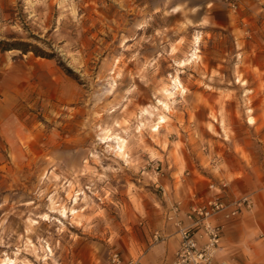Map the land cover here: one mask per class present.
I'll use <instances>...</instances> for the list:
<instances>
[{
	"label": "rangeland",
	"instance_id": "obj_1",
	"mask_svg": "<svg viewBox=\"0 0 264 264\" xmlns=\"http://www.w3.org/2000/svg\"><path fill=\"white\" fill-rule=\"evenodd\" d=\"M197 34V58L179 65ZM105 134L125 139V156ZM260 135L264 0H0V264L135 255L121 211L134 192L164 202L152 182L169 139L190 153L195 140L214 150ZM202 148L189 161L210 166Z\"/></svg>",
	"mask_w": 264,
	"mask_h": 264
},
{
	"label": "crops",
	"instance_id": "obj_2",
	"mask_svg": "<svg viewBox=\"0 0 264 264\" xmlns=\"http://www.w3.org/2000/svg\"><path fill=\"white\" fill-rule=\"evenodd\" d=\"M180 119L181 117H177L173 122L175 131L183 127V120ZM186 122L190 124L188 120ZM261 135L253 136L254 140L249 136L223 138L222 142L218 139L223 145L214 150L210 149L206 142L202 145L195 140L187 147L192 151L190 153L175 147L178 137L169 139L164 151V170L159 178L153 179L152 182L156 188L160 187L162 190L164 202L156 199L146 202L134 192V198L127 211H121L124 225L133 230L127 249L135 248L136 252H140L134 255L128 251L121 253L116 247L114 249L123 258L139 256L143 264H171L179 244V234L177 226L171 219L166 218L165 212L174 202L180 201L181 210L178 217L183 223H187L185 212L191 200H202L213 192L208 186L209 180H224L227 183L228 198L248 194L252 203L243 207L237 216L225 221L216 257L226 260L227 264H264V240L260 237L264 232V140L262 141ZM257 139L260 140L259 146L256 145ZM197 146L203 147L205 154H211L210 166L189 161L197 153ZM174 150L177 154L184 155L183 162L181 158L178 161L173 158ZM136 217L139 218V223L144 224L145 238L138 237V232L142 230L135 220L132 223L125 221ZM220 217L218 216V219ZM145 223L148 224L147 227ZM149 228L151 235L147 231ZM156 229L165 237L153 240L152 233Z\"/></svg>",
	"mask_w": 264,
	"mask_h": 264
},
{
	"label": "built area",
	"instance_id": "obj_3",
	"mask_svg": "<svg viewBox=\"0 0 264 264\" xmlns=\"http://www.w3.org/2000/svg\"><path fill=\"white\" fill-rule=\"evenodd\" d=\"M209 188L213 192L202 200H191L186 209L187 223L178 217L181 202L176 201L165 212L166 218L171 219L177 226L179 244L175 250L171 264H227L224 259H217L222 231L225 221L237 216L241 209L252 203L250 195L245 194L236 198H228L226 193L227 183L224 180H209ZM218 216H221L218 219ZM158 230L152 233L153 240L164 238ZM264 240V232L260 234ZM108 264H143L141 258H123L113 250L109 254Z\"/></svg>",
	"mask_w": 264,
	"mask_h": 264
},
{
	"label": "bare ground",
	"instance_id": "obj_4",
	"mask_svg": "<svg viewBox=\"0 0 264 264\" xmlns=\"http://www.w3.org/2000/svg\"><path fill=\"white\" fill-rule=\"evenodd\" d=\"M199 39L200 38H199L198 34L194 36V38H193L194 47H193L192 52L190 53V56L188 58H186L185 60L183 59V60L178 61L179 65H184L185 63H190L191 61H194L197 58V56H198L197 55V51L198 50L196 49L197 48L196 46H197V44L199 42ZM174 82H175V85H176L177 88L182 87V85H181V83H180L178 78L175 77L174 78ZM160 105L162 106L163 110L164 109H166V110L169 109V105H168L167 102H163V101L160 100ZM144 113L147 114V113H149V111L148 110H144ZM163 121H165V116L164 115H160V116L158 115V120L153 122V124L151 126L152 127L151 129H157L159 127V123L163 122ZM102 137L104 138V141H110V140H112L114 138V142H115V146L114 147L116 148L115 153L117 155H120V156H125V139L124 138H122V137H120L118 135H112V134L111 135L110 134H105ZM76 199L77 198L74 197V202H76ZM58 210L60 211V216H66V214H67L66 213L67 212L66 208L65 207H61V208L57 209L56 206L53 205V199L50 198V210L49 211L56 212ZM70 210H71L72 214H74L77 211L73 207L70 208ZM48 217H49L48 213H43L41 215V218H43V219H48ZM33 220H34V222H37V220H35V219H33ZM45 246H46V251H48V254L49 253L51 254V251H52L51 247L48 244H46ZM15 263H16V259L11 258V257H6L5 259H3L1 261V264H15Z\"/></svg>",
	"mask_w": 264,
	"mask_h": 264
}]
</instances>
